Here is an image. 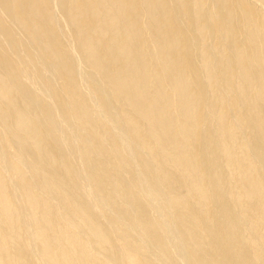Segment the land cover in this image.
Wrapping results in <instances>:
<instances>
[{
    "label": "bare ground",
    "instance_id": "1",
    "mask_svg": "<svg viewBox=\"0 0 264 264\" xmlns=\"http://www.w3.org/2000/svg\"><path fill=\"white\" fill-rule=\"evenodd\" d=\"M0 264H264V0H0Z\"/></svg>",
    "mask_w": 264,
    "mask_h": 264
}]
</instances>
